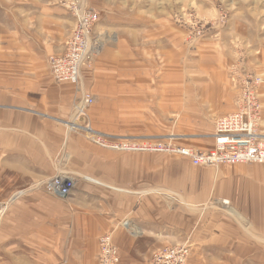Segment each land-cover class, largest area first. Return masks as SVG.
I'll list each match as a JSON object with an SVG mask.
<instances>
[{"label":"crops","instance_id":"crops-1","mask_svg":"<svg viewBox=\"0 0 264 264\" xmlns=\"http://www.w3.org/2000/svg\"><path fill=\"white\" fill-rule=\"evenodd\" d=\"M93 2L101 49L82 71L93 128L211 149L216 120L236 107L231 67L241 61L264 79V49L243 51L225 33L196 37L174 16L179 0ZM38 4L26 29L0 46V197L14 200L1 223L11 235L0 262L98 264L99 238L111 233L120 264H150L155 251L176 245L189 246L188 264H260L264 163L197 166L175 154L117 152L69 131L61 120L77 89L54 80L48 58L64 52L76 19L69 1ZM261 102L264 133V83ZM58 173L76 180L66 199L37 186Z\"/></svg>","mask_w":264,"mask_h":264},{"label":"built area","instance_id":"built-area-1","mask_svg":"<svg viewBox=\"0 0 264 264\" xmlns=\"http://www.w3.org/2000/svg\"><path fill=\"white\" fill-rule=\"evenodd\" d=\"M76 22L66 40L62 54L48 58L51 74L57 83H71L77 93L73 100L69 119L61 123L69 130L84 135L93 143L117 152H153L175 154L191 159L197 166L235 165L241 163H264V133L260 130L263 105L261 75L244 69L241 61L230 69V78L237 89L235 110L219 117L215 122L214 144L209 150L196 149L178 144L173 136L162 139H147L138 136L116 137L93 128L89 110L95 99L83 87L82 71L91 59L100 52L101 39L94 35L99 20L98 11L85 6L82 0L70 2ZM179 21L180 18L178 17ZM191 33L196 37L195 24L188 21ZM199 30L198 36H202ZM76 180L66 173H58L45 182L47 192L58 197H69ZM226 202V201H225ZM190 248L187 245L166 246L158 249L152 262L155 264H187ZM98 264H118L120 249L110 233L99 238Z\"/></svg>","mask_w":264,"mask_h":264},{"label":"rangeland","instance_id":"rangeland-1","mask_svg":"<svg viewBox=\"0 0 264 264\" xmlns=\"http://www.w3.org/2000/svg\"><path fill=\"white\" fill-rule=\"evenodd\" d=\"M50 1L67 3L73 0H0V46L11 40L14 30L19 32L26 29L29 21L27 20L29 8L33 12H37L36 3L42 6L40 3ZM82 1L85 6L93 8L95 6L92 4V1L95 3L101 2V0H89V3L86 0ZM131 1L140 2L142 0ZM188 1L190 8L187 7ZM179 6V11L174 12V16L180 18L181 27L189 30V32H191L192 27L189 26L188 21L189 19L192 20L195 24L197 37H200L198 36L199 30L202 31V38L207 35L225 33L243 45V51L247 49L250 51L251 48L264 49V0H179ZM45 182L37 185L43 189L44 193L56 198H68L58 197L51 192H47ZM29 187L31 186L21 187V191ZM13 201V197H0V248L6 246V243L3 241L5 236L11 235V227H2L1 223L6 221L8 210ZM9 244L7 243V246ZM251 252L253 250H245L246 254H250ZM254 255L258 257L255 260H259L260 264H264V250L256 251ZM4 258V262H0V264H11L10 257ZM19 261V264H23L22 260H16L17 263ZM150 264L153 263L151 262Z\"/></svg>","mask_w":264,"mask_h":264},{"label":"bare ground","instance_id":"bare-ground-1","mask_svg":"<svg viewBox=\"0 0 264 264\" xmlns=\"http://www.w3.org/2000/svg\"><path fill=\"white\" fill-rule=\"evenodd\" d=\"M96 10H97V9H96ZM97 11H98V10H97ZM98 13H99V12H98ZM155 252H156V251H155ZM155 252H154V253H155ZM154 253H153V255H154ZM152 259H153V256H152ZM152 259H151V260H152ZM120 262H121V260H120ZM120 262H119L118 264H120ZM152 263H153V262H152ZM154 264H155V262H154Z\"/></svg>","mask_w":264,"mask_h":264}]
</instances>
